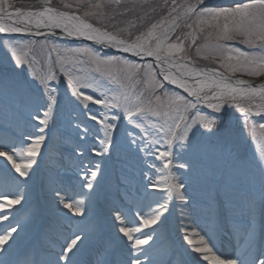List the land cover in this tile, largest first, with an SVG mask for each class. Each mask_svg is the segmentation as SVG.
I'll list each match as a JSON object with an SVG mask.
<instances>
[{"label": "snow or ice", "instance_id": "snow-or-ice-1", "mask_svg": "<svg viewBox=\"0 0 264 264\" xmlns=\"http://www.w3.org/2000/svg\"><path fill=\"white\" fill-rule=\"evenodd\" d=\"M124 2L107 0L116 6ZM147 2L138 0L136 6ZM39 4L37 10L24 11L0 0V97H28L30 129L13 136L0 125V264H188L183 254L177 261L166 248L153 247L159 230L170 228L176 210L181 221H190L181 225L182 240L196 256L194 264H264V244L258 243L256 230L257 217L264 219V82L235 78L238 73L264 76V0H230L227 5L164 0L167 14L137 33L89 22V16L98 22L115 19V10L111 17L89 11L105 7L102 3L72 0L64 4L66 10L52 0ZM128 24L135 27L132 21ZM58 34L92 43L60 47L53 40ZM192 46L218 67H199L189 55ZM37 47L46 52L43 62ZM100 49H116L139 60ZM165 82L182 91L170 90ZM62 84L84 116H77L74 124L79 190L61 186L49 193L57 215L68 224L59 227L42 255L25 247L20 233L30 223L40 226V209L31 206L32 177L61 116ZM240 118L243 127L250 125V133L259 131L250 159L235 149L233 121ZM129 157L143 168L135 187L121 171L122 202L109 207L119 241L113 248L91 225L92 202L107 162L126 163ZM214 209L217 218L223 210L250 221L236 229L244 246L235 258L214 250ZM41 232L46 235L47 228ZM89 249L91 259L85 261Z\"/></svg>", "mask_w": 264, "mask_h": 264}, {"label": "rangeland", "instance_id": "rangeland-1", "mask_svg": "<svg viewBox=\"0 0 264 264\" xmlns=\"http://www.w3.org/2000/svg\"><path fill=\"white\" fill-rule=\"evenodd\" d=\"M210 0H207V2ZM10 2L14 5V7H19L24 11L27 10H37L40 7L39 0H10ZM53 5L57 6L60 10H66L64 9L65 3H70L72 0H52ZM92 3H102L105 5V7L101 9H89L91 12H103L106 14L107 17H111L114 15L115 10V19H104L100 22L97 21V18L95 16H89L87 17L88 21L93 23L94 26L98 27H104L105 25L108 27V30H114V26L116 29H127L129 31H132L133 33H137L139 31H146L148 27H150L151 23L156 22L160 20L163 16L167 14V9L164 7V0H148L147 4L141 7H137L138 0H125L124 3H122L120 6L116 5H109L107 4V0H91ZM171 0H169V3ZM178 2H181V0H178ZM155 7V11L153 12L151 9ZM125 8H133V11H129L124 13V15H119L118 13L123 12ZM145 12H147V16H144ZM144 16V19H138V17ZM132 21L133 24H135V27H130L128 22ZM178 31H187L185 28H181ZM122 35L127 38V31L123 32ZM18 38L22 39H33V37H25L21 36ZM40 40H43L44 38H39ZM53 40L55 43L60 47H83L90 45L87 42H78V41H68L63 40L61 38L53 37ZM197 44H202V40H198ZM237 47H241L242 49L246 50V46L239 44L238 42H235ZM102 51V50H101ZM104 52V51H103ZM37 53L38 58H40L43 62L44 59H46V52H41L40 48L37 47ZM110 55H117L119 54H110ZM189 55L192 57L193 61L200 66L204 67H218V64L210 59L206 60L204 59L203 54L197 55L195 51V46H192L189 49ZM237 75L244 76L246 78H250L252 80H261L264 79V76L262 77H250L247 75H243L238 73ZM167 85V82H165ZM171 86V87H170ZM167 87L170 90H175L177 92H180L182 90H176L172 87H175L173 85H167ZM60 93L63 97V101L60 105L61 110V116L58 117V123L55 128L52 129L51 134H53V131L58 130V138L55 141V143L60 144L58 145V148L61 146H69L72 153H74L73 149L75 148V145L78 142V136H77V130L74 127V124L76 122V117L79 116L80 120H84V116L80 115L79 108L71 103L69 101V95L70 90L67 88L66 84H62L60 86ZM33 95H35V92H33ZM28 103V97H17V98H4L0 97V125L9 128L11 132L9 135L18 136L21 133L27 134L28 131H30L29 128L26 127V117H27V105ZM236 116H239V110L236 111ZM71 121L72 123H69ZM234 126L237 128V142L235 144V149L240 153V155L245 159H250L255 154V150L259 144V131L253 135L250 133L249 128L243 127V119L240 118L239 120L234 119L233 121ZM90 127H92V124H89ZM50 134V135H51ZM71 140L75 142V145L71 142L66 141ZM64 148V147H63ZM62 148V149H63ZM78 151V149H77ZM75 154V153H74ZM101 161L103 164V158H96ZM59 161V159L56 156H50L49 154L42 155L41 157H37V164L38 166H34L35 175L32 177V184H33V195L31 197V206L32 207H38L41 212V220L46 221L47 215H49L46 210L42 211L44 206V201L42 200L44 196L49 195L50 192H46V188H53L57 187L60 188L61 186H76L77 190H79V176L77 169L75 165L66 167H62L63 172L55 173L53 170H50L54 164H56ZM4 161L2 158H0V165H3ZM159 163V162H158ZM10 167V165H9ZM143 168V165L139 162V160L135 157H129L127 159L126 163H122L119 159H113L111 161L107 162V170L106 175L101 177V184L100 187L96 188L95 197L92 202V208H93V218L91 221V225L94 228V230L98 233L99 237L101 239H104L106 241H109V239L116 238V232L111 228L109 231L107 230L109 227V207L113 203H119L122 202L121 193L123 191V186L119 185V177L121 176V171L127 173L129 177V181L133 184L135 187V184L137 181L141 179V169ZM146 170V169H144ZM66 171H70L72 175H64L68 176L62 179V177L59 176L60 174H64ZM133 177L135 179H133ZM67 182H66V180ZM66 182V183H65ZM84 191H87L84 189ZM66 215H67V210ZM213 213H215V209L213 210ZM46 214V215H45ZM214 214H212L213 216ZM232 217H235L236 222H243L247 221L250 222L249 219L246 216H241L239 213L231 214ZM95 216H98L100 219H95ZM177 216H180L179 211L176 210L174 213V216L171 221L170 228L166 227L161 231L160 239L155 241V246H161L166 248L169 252H171L173 255L176 256L177 261L181 259V254H183V258L188 261V264H194L196 256L194 254L190 255L187 253L189 248H185V245L180 243L177 236H171V233L169 231L175 230L176 227L182 228L180 226L179 221L177 220ZM104 217V218H103ZM74 219H80L79 217H76ZM98 220L93 224L94 220ZM54 222L50 226L54 224L58 225H66L68 222L67 220H61L60 217L55 218L54 220L49 219L47 222ZM204 221L201 220V224ZM47 223V224H49ZM32 224H29V228ZM239 227L236 226V223L228 224L226 227V232H230V234L238 235V232L236 229ZM168 232V233H167ZM25 237V235H20ZM239 236V235H238ZM19 238V237H18ZM112 240V239H111ZM119 241L115 243V246H118ZM148 247V246H145ZM191 258V260H190Z\"/></svg>", "mask_w": 264, "mask_h": 264}, {"label": "bare ground", "instance_id": "bare-ground-1", "mask_svg": "<svg viewBox=\"0 0 264 264\" xmlns=\"http://www.w3.org/2000/svg\"><path fill=\"white\" fill-rule=\"evenodd\" d=\"M58 133H59L58 130L55 129V131H53V134L50 135V139L46 140V142H45L46 147L42 148V150H41V154L43 156L45 154H49L51 157L56 156L59 159V161L56 164H54V166L50 169V170H53L57 174H58V172H63L62 167L64 168L67 165L73 166L76 163L75 154L72 153V151L71 152L68 151V150H70L69 146H61V149H60V147L58 148V145L60 146V144L55 143V141L57 139H60V138H58L59 137ZM65 140L68 142H71L72 144L75 145V142H73L71 140H67V139H65ZM60 166H62V167L60 168ZM64 175H72V174L70 171H66L64 174L59 173V176L62 177V179L65 177H68V176H64ZM66 182H67V180H66ZM56 188L57 187L53 188V186H52V188H46V190H44V191H46L48 193V192H51L52 189H56ZM42 200L44 201V206H45V208H43L42 211L46 210V212L49 215H47L46 221L41 220V216H40V226L39 227H33L31 225L30 228L28 226V228L25 232L20 233V235H25L26 240L29 239L30 236H32V234H34V233L39 234L41 232V229L45 228L47 223H49V222H47V221H49V219L54 220L55 218L59 217L57 215V207H56V204L54 203L53 197L50 194L47 196L45 195ZM16 207H20V206H16ZM63 212H64V214L66 213L65 210H63ZM213 214L214 215L212 216V224H211L212 227L219 228L220 225H223V223L229 219L226 212L223 210L220 212L219 218H217L216 212ZM177 217H178L177 220L179 221L180 226L182 225V223H190V221H181L180 216H177ZM96 218L100 219L98 216H95V219ZM97 221L98 220H96V221L94 220L93 224H95V222H97ZM256 222L259 223V224H257L258 227L256 229L257 230V237H260V242H262V240H263L262 243L264 244V229L261 228V225L264 224V219H261L258 216L256 219ZM108 225L110 228L108 229V227H107V230L109 231L112 228V221L111 220L109 221ZM169 232L171 233V236H177V238L180 240L179 241L180 243H182L184 245L186 244V241L182 240V237L184 236L183 228L178 229V227H176L175 230L169 231ZM14 235H16V234H14ZM111 239H109V241H112L113 242L112 243L113 248H116L117 246H115V243L118 242V240L116 238L114 239V237ZM196 239H198V237ZM22 243L23 244L25 243L24 240H22ZM212 243L215 245L214 239H213ZM219 245L220 246L215 245V249H214L215 251L218 252V254H222L223 257H225V258H235L238 255V253L242 250V248L244 246V242L241 239V237H238V238L237 237H228V239H226L224 243H222V241H221ZM24 246L30 247V245H28V244H24ZM40 252L42 255L44 254L43 249ZM90 253H91V249H89V253L87 255H85V261H88L91 259ZM187 253L190 254V246H189V250L187 251ZM190 255H192V254H190ZM0 258H2V255H0ZM190 260H191V258H190Z\"/></svg>", "mask_w": 264, "mask_h": 264}, {"label": "water", "instance_id": "water-1", "mask_svg": "<svg viewBox=\"0 0 264 264\" xmlns=\"http://www.w3.org/2000/svg\"><path fill=\"white\" fill-rule=\"evenodd\" d=\"M228 3H230V0H214V1H212L211 2V4L210 5H227ZM58 31V30H57ZM58 33H59V31H58ZM58 36H61V37H63V38H70V37H66V36H63V35H60V34H58ZM81 40H84L83 38L81 39ZM86 41V40H85ZM88 42V41H87ZM92 43V42H91ZM109 52H116V53H119V52H117V50L116 49H111V50H108ZM121 54H123V53H121ZM123 55H126V56H129V57H131L130 56V54H123ZM131 58H134V57H131ZM135 59H138L139 60V58H135ZM235 78H241V79H244V78H242V77H235ZM246 80V79H245ZM248 81H250V80H248ZM251 82V81H250ZM261 82H264V81H259V82H251V83H253V84H259V83H261Z\"/></svg>", "mask_w": 264, "mask_h": 264}]
</instances>
